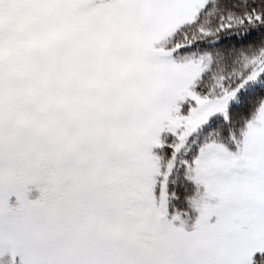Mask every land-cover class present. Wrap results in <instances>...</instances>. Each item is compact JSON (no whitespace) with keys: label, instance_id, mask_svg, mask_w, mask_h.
Here are the masks:
<instances>
[{"label":"snow or ice","instance_id":"6c2138e0","mask_svg":"<svg viewBox=\"0 0 264 264\" xmlns=\"http://www.w3.org/2000/svg\"><path fill=\"white\" fill-rule=\"evenodd\" d=\"M0 264H264V0H0Z\"/></svg>","mask_w":264,"mask_h":264}]
</instances>
